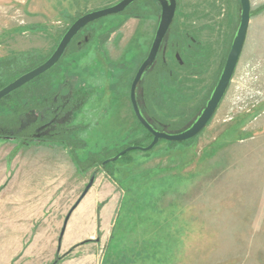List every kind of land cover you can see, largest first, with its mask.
<instances>
[{"label":"rangeland","instance_id":"rangeland-1","mask_svg":"<svg viewBox=\"0 0 264 264\" xmlns=\"http://www.w3.org/2000/svg\"><path fill=\"white\" fill-rule=\"evenodd\" d=\"M118 1L0 0V34L21 25L34 26L24 34L20 29V34L0 36L6 38H0V58L23 60L30 52L45 56L73 19ZM251 3L248 36L232 85L192 144L173 148L162 141L148 151L131 150L104 169L99 164L132 141L140 140L143 147L150 144L143 140L146 131L134 128L122 101H108L105 96L91 100L92 108L83 113L93 122L85 130L45 143L0 137V219L7 215V188L16 184L11 181L12 166L29 171L31 188L40 179L56 191L45 209V222L43 216L29 221L23 240L0 241V264H54L64 255L58 264H264V0ZM222 8L236 13L239 21V0H179L177 26L201 24L199 12ZM153 11L139 0L123 15L94 22L98 34L110 26V35L99 45L101 50L96 49V40L90 43L83 60L102 58V50L107 49L113 59L123 54V59L136 63L159 23L160 12ZM1 70L0 66V81L8 80L11 73ZM105 105H113V111H105ZM157 112L159 122H166L167 110L158 107ZM15 125L10 109L0 108V128ZM179 126L171 124L168 130L178 132ZM155 127L164 128L160 123ZM93 173L88 197L70 216L76 221L77 236L90 230L92 234L71 246L63 235L59 250L65 218ZM13 201L18 203L16 198ZM85 201L97 202L98 210L105 206L100 229L81 211ZM53 219L60 223L58 235L51 241L37 239L38 229L52 228L48 222Z\"/></svg>","mask_w":264,"mask_h":264},{"label":"flooded vegetation","instance_id":"flooded-vegetation-1","mask_svg":"<svg viewBox=\"0 0 264 264\" xmlns=\"http://www.w3.org/2000/svg\"><path fill=\"white\" fill-rule=\"evenodd\" d=\"M148 5L151 8L155 7V9L153 7V12H161L158 2L152 1ZM127 11L129 10L124 12ZM194 13L191 12V14ZM119 15H122V13H119ZM80 16L73 19L63 30L53 50L44 56L45 60L40 64L53 54L63 35ZM198 16L203 18L201 24L198 22L196 25L177 26L176 12L175 19L162 42L155 63L143 75L142 81L136 90L139 109L144 118L156 130L175 133L168 130L171 124L180 125L179 131L189 127L205 108L226 64L240 18L238 21L236 13L226 8L199 12ZM94 22L82 28L75 35L63 57L54 67L0 99L1 110L6 111L9 108L16 120L15 127L0 128L7 133L0 135V137L12 142L22 137V141L19 143H45L57 139L58 136L62 137L75 131L85 130L91 127L93 122L88 121L83 113L92 108L91 100L105 96L109 98L108 101L110 98L121 100L122 108L126 107L128 109L134 128L144 129L146 135L149 132L152 138L147 141L152 142L154 138L152 133L136 115L131 93L133 81L150 52L159 23L153 31L145 55L136 63L135 61L131 63L127 59H123V54L119 59H113L107 49L102 50V58H96L91 63H87L83 60V57L90 53L87 46L96 40L98 43L96 49L101 50L102 48L99 45L108 40L107 37L110 35V26H107L106 33L104 30L102 34H98L94 30L97 26L92 28ZM38 28L41 29L40 26ZM30 29L31 25H21L2 32L0 36L8 33H13L12 35L24 34L29 32ZM97 29L100 30V28ZM0 38L1 40L6 39ZM18 59L8 56L0 58V66L3 67L1 71L6 70L11 73L8 80L0 81V89L30 71L29 69L25 70V67L29 65V56L23 60ZM8 66H12L10 71ZM158 107L166 109L168 112V117L164 123L159 122ZM106 109L113 111L114 106L105 105L104 110L106 111ZM95 123H99V121H95ZM156 123H160L164 128L157 129L155 127ZM139 141H132L130 145L122 148L121 151L129 146L138 145ZM162 141L167 140H160L157 144ZM108 164L103 166L102 162L99 166L106 169ZM65 256H59L54 262L58 264Z\"/></svg>","mask_w":264,"mask_h":264},{"label":"water","instance_id":"water-1","mask_svg":"<svg viewBox=\"0 0 264 264\" xmlns=\"http://www.w3.org/2000/svg\"><path fill=\"white\" fill-rule=\"evenodd\" d=\"M136 1L138 0H120L113 5L82 14L69 27V29L66 31V33L63 35L62 39L60 40L56 50L45 62L31 69L29 72L21 75L20 77H18L17 79H15L5 87L0 89V99L7 96L16 89L20 88L21 86L25 85L26 83L34 80L36 77L49 71L52 67H54L63 57L72 39L82 28L106 16L122 13L125 10H127ZM156 1L160 5V10H161L157 32L154 41L152 43L150 52L147 58L145 59V61L142 63L133 81L132 93H131L132 102L137 117L142 122V124L152 133L154 138L152 142L147 146L143 147L139 145H133L125 148L117 155L106 159L103 162V166L106 165L107 163L118 160L123 155L130 152L131 150L139 149L142 151H148L153 147H155L160 140H167L171 142L181 143L189 139H192L196 137L198 134H200L207 127L209 121L212 119L219 105L221 104L230 86V83L233 80L234 73L238 66L241 54L244 49V45L247 40L248 30L252 17V3L251 0H239L241 5L240 23L237 32L235 34V37L233 39L231 50L229 52L220 79L210 99L208 100L205 108L199 114V116H197V118L190 124L189 127L180 130L179 132L169 133L166 131L156 130L142 115L136 100V90L142 81L143 75L153 66V64L156 61L162 42L175 19L178 8V0H156ZM95 177H96V173H93L83 193L81 194L75 205L72 207L70 213H68V215L65 218L64 227L61 236L59 237V250L61 249L60 244L63 238V234L65 232V228L67 226V222L69 221L72 212L78 207V205L81 203V201L84 199V197L88 194V192L92 188L95 181ZM54 264H56V262Z\"/></svg>","mask_w":264,"mask_h":264},{"label":"crops","instance_id":"crops-1","mask_svg":"<svg viewBox=\"0 0 264 264\" xmlns=\"http://www.w3.org/2000/svg\"><path fill=\"white\" fill-rule=\"evenodd\" d=\"M12 169L13 170L11 171V165H10V167H8V172L9 173L10 171L12 172L11 181L14 179V181H16V184L15 185L10 184L9 189L7 188L6 196L9 197L7 199L9 200L10 203L7 202L4 204L5 206L4 208L7 210V215H5V220L0 219V241H7V242H13L14 240L16 241L23 240L24 236L26 235L25 234L26 232L23 233V229L24 227H28L27 223L29 221H34L35 218L39 216H43L44 217L43 221L45 222L48 219L47 218L48 215H46L45 209L48 205L52 203V199L55 198V194H56L53 185L51 184L46 185L45 182L41 181L40 179L37 180L36 185L31 188V186H29V180H28V178L30 177L29 171L24 170L23 167L17 169V166L15 165L14 167L12 166ZM52 177L49 178L52 179ZM87 197L88 196H86V198ZM14 198H16V202H18L17 204H15V202L13 201ZM10 199H12V201ZM29 202H33L32 206L26 205ZM82 203L83 204L81 206V211L86 215L88 214L89 221L91 222V224L94 223V227L96 225V229L97 228L100 229V225L101 223H103V218L105 217V206H102L101 209L98 210L97 202L91 201L88 203L87 201H85ZM26 209H28L30 213L29 211H25ZM52 209L54 210L55 207H53ZM11 211H13V213ZM38 211H40V214L35 216V213L37 214ZM15 212L16 214H18L16 217L13 216L16 215L14 214ZM48 224L50 225L48 227H52V228H46L45 225L43 230H40L41 228H39L38 231L36 232V236L38 237L37 239L40 240L45 238L51 241L54 240V238L58 235L57 232L60 227V223L58 225L57 221L53 219L52 221H49ZM75 225H76V221L75 222L73 221V215H72V217L68 221L64 233V237L68 239L67 246H71L72 243L75 241H82L83 239L87 238L90 234H92V231L90 230L87 231L83 236L82 235L77 236L74 233ZM2 226L5 227V229L3 228L5 233L2 230ZM25 230L26 229H24V231ZM66 257L67 256H65L62 259V261Z\"/></svg>","mask_w":264,"mask_h":264},{"label":"trees","instance_id":"trees-1","mask_svg":"<svg viewBox=\"0 0 264 264\" xmlns=\"http://www.w3.org/2000/svg\"><path fill=\"white\" fill-rule=\"evenodd\" d=\"M146 1V3L147 4H149V2H152V1H154V2H157L156 0H145ZM134 4V3H133ZM132 4V5H133ZM136 4V3H135ZM134 4V5H135ZM132 5L127 9V10H130L131 8H132ZM133 5V6H134ZM154 7V6H153ZM153 7H152V9H153ZM262 9L264 8V5L261 7ZM154 9H155V7H154ZM159 10H160V8H159ZM128 12V11H127ZM126 12V13H127ZM123 14H125V12L123 13L122 12V15ZM119 15V14H118ZM31 28H34V26L32 25L31 26ZM59 39V38H58ZM58 41V40H57ZM57 43V42H56ZM45 60V58H44V56H42V57H37V55L36 54H34V53H32V52H30V54H29V65L27 66V67H25V70H27V69H29V70H31V69H33V68H35V67H37L42 61H44ZM24 71V70H23ZM1 85H2V83H1ZM36 99V98H35ZM5 134H7V133H5L3 130H1L0 129V135H5ZM198 137V136H197ZM197 137H195V138H193V139H191V140H188V141H185V142H183V143H176V142H169V144L171 145V147H175V146H178V145H182V146H185V145H189V144H192L195 140H196V138ZM152 138V136H151V134L149 133V132H147V135H145V137L143 138V140H149V139H151ZM137 144H139V142L137 143ZM127 155L128 154H126V155H124L123 157H127ZM95 165V164H94Z\"/></svg>","mask_w":264,"mask_h":264}]
</instances>
